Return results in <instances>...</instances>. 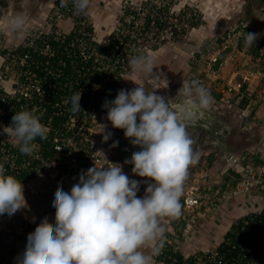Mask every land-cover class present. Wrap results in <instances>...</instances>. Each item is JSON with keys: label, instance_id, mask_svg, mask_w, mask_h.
<instances>
[{"label": "built area", "instance_id": "1", "mask_svg": "<svg viewBox=\"0 0 264 264\" xmlns=\"http://www.w3.org/2000/svg\"><path fill=\"white\" fill-rule=\"evenodd\" d=\"M159 3L123 2L119 21L99 36V27L88 11L78 13L71 0L67 7H60V0H54L43 24L28 27L20 41L4 43L0 33V164L6 175L16 177L24 187L40 176L50 177L57 184L64 180L72 187L80 173L94 163L97 167L108 166L107 161L113 163L107 155L105 161L95 149L99 146L97 124L105 116L106 90L114 85L116 91L130 58L145 50L139 37L144 42L172 40L182 26L184 13L167 2ZM94 85L99 89L94 90ZM75 91L82 93V111L74 115L70 97ZM115 93L109 101L114 100ZM23 110L38 116L49 129L46 140L36 139L32 156L22 155L17 139L3 133L16 112ZM262 132L245 153L224 158L226 171L233 172L230 179L234 184L232 192L228 189L223 197L228 193L249 197L258 206L237 215L219 241L204 250L185 251L189 238L184 229L180 233L169 231L161 254L153 258L154 264H264V128ZM123 172L130 180L141 182L140 177ZM206 181L184 184L182 209L192 211L210 203L205 192H212L215 184L209 182L210 187ZM10 217L0 216V223ZM179 219L190 223L195 218L189 215ZM253 224L257 227L250 229ZM0 264L16 263L0 255Z\"/></svg>", "mask_w": 264, "mask_h": 264}, {"label": "clouds", "instance_id": "2", "mask_svg": "<svg viewBox=\"0 0 264 264\" xmlns=\"http://www.w3.org/2000/svg\"><path fill=\"white\" fill-rule=\"evenodd\" d=\"M71 2L78 13H86L90 8V0ZM67 6L68 0H60V7ZM254 12L251 8L247 16ZM187 14L188 24L196 27L197 20L193 22L190 13ZM28 24L29 18L24 13H16L8 21L9 30L18 39H23ZM182 28L185 26L167 41L181 36ZM258 35L244 33L245 47L251 49ZM215 61L214 58L211 62ZM128 66L132 74L146 75L149 87L134 82L135 88L119 90L114 100L104 102L103 108L112 127L123 130L133 147L140 149L124 163L133 165V175L148 178L152 183L147 184L144 196L139 197L140 182L130 180L121 164L109 163L104 153L99 152L108 166L97 167L94 163L80 173L70 192L62 187L56 189L52 203L55 223H49L45 217L28 234L22 256L16 260L7 254L16 264H154L153 258L161 254L166 241L162 220L182 215L180 198L188 170L199 159L187 132L188 122L197 118L198 110L209 108L213 97L198 81H183L177 92L180 103L174 104L169 97L157 94L159 89L167 88L168 81L154 67L151 56L138 52L130 58ZM93 87L98 90L100 86ZM81 96V92L75 91L70 97V111L74 115L82 111ZM92 118L95 120V116ZM97 126L102 129L100 134L106 143L112 134L105 132L106 125ZM48 132L40 118L29 110L16 112L11 124L3 128L4 134L17 139L20 153L27 156L34 154L36 139L46 140ZM116 146L118 141L112 145ZM5 172L0 164V216H12L26 205L24 185Z\"/></svg>", "mask_w": 264, "mask_h": 264}, {"label": "rangeland", "instance_id": "3", "mask_svg": "<svg viewBox=\"0 0 264 264\" xmlns=\"http://www.w3.org/2000/svg\"><path fill=\"white\" fill-rule=\"evenodd\" d=\"M10 1L12 6L19 3L18 0H16V3L15 0H9V2ZM37 1L40 2L41 0ZM95 1L96 0H92L90 4ZM122 1L123 0H117L119 11L118 17L115 18L113 26L121 18L120 13L123 6ZM131 1L133 3H141L144 0ZM156 1L159 5V1L164 3L167 2L169 7L174 6L175 10H178L180 14L184 13L182 17V25H184L185 28H182L183 30L181 31V36L177 37L174 41L164 40V42L159 43L158 47L154 46L155 42L153 39H148L144 42V39L142 40L139 37L138 39L140 43H143V47L145 49L144 51H141L153 58L154 67L159 68V70L168 74L172 73V76L167 78L168 81L171 79V81L168 82L167 87H177L180 89L183 81L195 80L210 90L211 96L213 97V103L209 108L203 110H208V112L212 114V118L215 119L212 120L215 124L220 121L230 131L229 145L233 151H239L247 147L249 144L248 137L253 140L252 142H256L257 136L250 129V121H253L254 115L249 113L250 111H261L257 104H254L257 97L253 95H263L261 93H263L262 89L264 87V46H259L257 43L261 38V35H264V21L261 20L260 16L255 14L256 12H254V14L251 13L250 16L245 15V10L242 7V0ZM28 2H36V0H28ZM202 2L205 3V5H201L200 7L199 4ZM195 3L199 5L200 8H196ZM4 11L5 10L0 11V13L3 12V14H0V17L4 16ZM87 11L89 12V9ZM192 11L195 14H192ZM187 13H190L192 17L191 20L193 22L197 20L196 27L192 28V26L188 24L189 22H187V19L189 18L185 16ZM111 27L112 25L107 27V29L110 30ZM248 27L251 29L254 27L257 29V27H260V31L262 30L261 32L253 30L254 33H258L259 35L257 41L251 49L245 47L244 41V33H252V30ZM242 48L248 50L250 55L244 53V55L246 54L244 57H239L240 55L238 56V53ZM221 53L223 54L220 62H211L214 58L216 59L220 56ZM237 71H240V73L237 74ZM133 78L136 80L134 81ZM119 82L115 91V98L118 91L121 89L131 90L137 85L149 87L146 75L141 74L137 76L132 74L129 66H127L124 70L123 77ZM122 82H124V85L120 86ZM134 82L137 85H135ZM239 85L240 88L238 87ZM161 90L162 89H159L157 94L160 95L163 92ZM245 97L248 100V97H250L253 103H248L247 100H245ZM260 101L263 102L262 110H264V100ZM106 116L107 112L105 110V116L101 124L106 125L105 132L111 133L112 135L106 143L103 142V135L100 134L102 129L100 128L97 135V138L100 140L98 143L100 147L102 145L105 146V144L107 145L109 141H116L118 139V135L123 134L120 129L112 127L111 123L106 119ZM259 130H261V128ZM197 147L199 149H194V147H192L193 152L199 154L198 160L201 164H203V161H206V157H203L204 155H202L201 152H203L205 147L203 143L199 144ZM114 155L115 157L112 158V162L115 163L116 161H120L118 159L119 156L115 153V151ZM216 158L217 157L213 156L211 158L208 157L207 161L211 162L212 160V163L208 164L213 166L215 161L217 163L221 162V159ZM125 169L127 170L128 168L125 167ZM214 169L215 171L209 172V175L206 174V176H217L218 178L214 179L215 182L213 180L211 181V183L217 184L220 182H218V180L220 178L219 169L221 168L217 167ZM77 180L78 178L76 181ZM187 180H189L188 177ZM198 180L199 178L197 179L196 177V183H198ZM209 182L206 181V184H209L210 187H212V184ZM35 183L36 182L29 184L28 189L33 190H27L26 192V201L33 198L31 199V202L27 204L28 211L26 209H23L24 211L21 209L19 211L20 215L17 211L5 221L7 227H11V225L16 223L14 217L17 216L20 221V226L24 225L27 228L34 227L33 230H31V232H34L36 225H32V223L35 224V222H38L37 217L40 213L37 214L36 211H34L30 214L29 208L31 207L30 209H35L36 207L32 203L38 199L36 201L38 207L41 204L46 207L47 205L52 207L54 193L57 188L49 190L47 188L46 180H42V182H37L36 184ZM67 183L64 180H60L57 187H62L65 192H69L71 188L68 187ZM228 188L229 191L232 192L231 189L233 186L228 184ZM205 193H209L210 198H208V200L210 203L206 206H203V203L199 205V208H197V211L202 214L200 221L194 223L195 219H192L190 223L188 221L184 222V232L190 241V243H186L184 248L185 251L189 249L191 252H196L213 246L212 242L209 244H207V242L208 240H214V236L216 237L215 231L216 229H219L221 224L226 226L229 222L234 220L237 215L243 214L245 211L258 206V204H256L254 200L249 197H234L230 196V193H228L224 199H221V197L219 199H215L216 193H214V191ZM35 195L38 196L36 199L34 198ZM223 207H227V209H229V213L227 214V218L225 220L219 222L221 220H219V218H221V216H219L221 211L226 212L223 210ZM205 208H208L210 213L203 212ZM51 209L54 210L53 207ZM195 210L196 209L194 208L192 211L182 209L184 214H189ZM28 218H30V221H28ZM192 223L194 224L192 225ZM21 229L24 230L23 227H21ZM206 231L212 232L211 236H206L208 240H203L205 243H196V233L199 236L201 235L200 233H204ZM5 252L6 254H9L8 252L13 253L14 251L13 249L8 248ZM3 256H5V254H3Z\"/></svg>", "mask_w": 264, "mask_h": 264}, {"label": "crops", "instance_id": "4", "mask_svg": "<svg viewBox=\"0 0 264 264\" xmlns=\"http://www.w3.org/2000/svg\"><path fill=\"white\" fill-rule=\"evenodd\" d=\"M18 1H19V3H17V5H13L12 6L11 5V1L9 2V0H0V11L5 10L4 11V16L0 17V33H2L1 38H3L4 43H7V44H9V43H15L17 41H20V39H18L15 36V34H13L9 30L8 21H9V19L12 16H14L16 13H24L29 18L28 27H32V28L35 27L36 28V27H39V26H41L43 24L44 19L46 18V15L49 12L50 7L54 3V0H41L40 2H38L36 0V2H31V3H29L28 0H23V1L18 0ZM15 3H16V0H15ZM195 5H196V7H199V5L201 7V5L204 6L205 3L202 2L199 5H197L195 3ZM118 11H119V6H118V3H117V0H96L94 3H91L90 4V8H89V12L88 13L90 15V19L97 25V27H99V29H98L99 36H102L103 34L109 32L113 28V23H114L115 18H117V16H118ZM0 14H3V12H1ZM110 25H112V27L110 28V30H108L107 27H109ZM260 27H263V26H260ZM260 27H257V29H255L256 27L252 28L251 29L252 30V33H254V31H257V30L259 32H261L262 30L260 31V29H261ZM261 38H262V35H261ZM244 53H247L248 55H250V53H248V50H245V49L242 48L241 51L238 53V56L240 55L239 57H244L246 55V54L244 55ZM159 71L162 72V73H164V75L166 76V78H168L169 76L170 77L172 76V73L168 74V73L163 72L161 70H159ZM153 72L154 73L157 72V69L154 68L153 69ZM236 73L238 74V73H240V71H237ZM133 80L135 81L136 79L133 78ZM170 81H171V79H170ZM170 81H168V82H170ZM124 82H122L120 86L124 85ZM117 85H118V83L116 84V88H117ZM242 86H243V83H242ZM161 87L162 88H165L166 85H161ZM178 90L179 89L177 87H167V89H162L161 90L163 92L160 95L167 96L170 99H172V100L175 101V97L178 96L177 95ZM262 92L263 93H261V94H263V95L257 94V96H256V95L251 94V95L257 97L256 98L257 100L254 101V104L256 103L257 106L259 107V109H261V111H257L256 110L254 112L250 111V113H249V114L254 115V118L256 116L255 119L253 118V121H250V125L252 126V128H250V129H251V131H253L256 134V136L262 135V133H263L262 131H263V128H264V110H262L263 109L262 108L263 107V102L260 101V100H264V87L262 89ZM216 97H217V95H216ZM248 98H249V100L245 97V100H247L248 103H250V102L253 103L252 99L250 97H248ZM206 112H207V110H206ZM249 120H250V117H249ZM218 123H220V121ZM260 128L262 130H259ZM252 136H254V135H252ZM248 138H249V140H248L249 141V144L244 149H241L239 151H237V150L236 151H233V149L231 148L232 151L230 150L229 152H226L221 157L220 156H217L216 159H218V158L221 159V162L222 163L221 162L217 163L215 161V164L213 166L212 165H209L208 163H212V160H211V162L210 161H207V158L208 157H206L205 155H207V154H205L203 157H206V161H203V164H201L199 162V160H198V162L195 165L190 166V168L188 170L189 171V174H188L189 180L186 179L185 184H188L189 181H190V179H191V181H193V180L196 181V177H197V179L199 178V180L197 181L199 183L206 181L205 180L206 179V174L209 175V172L215 171L214 168H217L218 167V168H221V169H219L220 178L218 180V182L219 181L220 182L217 183V184H222L223 182L226 183L225 184L226 185V188H225V185L223 186V189H224V191H222V196H223V192L226 193L228 191V189H229V188H227L228 184L230 186H232L231 183H233V182H231V179H230V176L233 175V173L231 174L229 170L226 171L227 169H226V167L224 165V158L230 152L233 155H235V156H239L242 153H245V151H247L248 149H250V147H252L251 146L252 145V139L250 137H248ZM99 141L100 140H98L97 143H99ZM117 141H118V139L116 140V142ZM95 149L97 151H99V152H103L104 155H107L111 161L113 160L109 156V153H107L106 146H103V145L101 147L100 146H96ZM113 152H114V150H113ZM120 158H122V157H120ZM124 161H125V159H124ZM120 162H122V161H116L115 163L121 164L123 170H125V171L130 172L131 174H133L132 173V167H129V166H132L131 164H125V163H120ZM198 165H200V166H198ZM124 166L127 167L128 169L126 170ZM217 178H218L217 176L215 177V176L212 175V177H209L208 176L207 180H209L210 182L213 180L215 182L214 179H217ZM42 180H46V182H47V188L49 190H52L54 188H58L57 186L59 184L53 182V180L50 177H46V176L36 177V178L30 180L27 183L26 187H24V196H25V198H26V194H27L26 192H27V190L28 191L33 190V189H28V185L31 184V183H33V182H36V183L37 182H42ZM142 180H145V182H143ZM148 183H150L148 181V178H141L140 189H139V192L137 194L139 197H143L144 196L145 189H146ZM212 184H215V183H212ZM69 188H71V187H69ZM185 196H186V193H185V191H183L182 197H185ZM37 197H38L37 195L34 196L35 199ZM182 197L180 198V203L183 206V199H182ZM234 197H237V196L234 195ZM31 199H33V198H31ZM37 200L38 199H36V201ZM197 210L198 209H196L195 211H193V212H191L189 214H184L183 211H182V215L179 218H181L183 216V217H185V219H187L189 215H192L195 218L194 223H197V222L200 221V218L202 216V214H200L199 211H197ZM223 210L226 211V212L221 211V213L219 214V216H221V218H219V220L220 219L221 220L219 222H222L223 220H225L227 218V214L229 213V209H227V207H223ZM19 211H18V214L20 215ZM203 212L210 213V210L208 208H205L203 210ZM52 213H55V211L52 210L50 214H52ZM179 218H164L162 220V224H163V226L166 229L165 234H168L169 231L175 232L174 229H173V227H172V223L173 222H176V223L180 222V219ZM14 219H15V222L16 223L14 225H11V227H7V225L5 224V221L7 219L0 223V237H1V239L2 238L5 239V237L6 236L8 237V235H11V238H12V236L14 235V233H16L15 235H17V237H15L14 240L12 241L13 243H10L9 246L13 245L17 241L22 240L23 237H25L24 240L27 242V237H28V234H29V231L28 232H25L23 229H21L20 224L17 223V220H18L17 216H15ZM18 222H20V221L18 220ZM181 222L184 223L183 221H181ZM51 223H53V222L51 221ZM194 223H192V225ZM227 226H228V224L226 226H224L223 224H221L219 226V229L218 230L216 229V231H215L216 232V237L214 236V240L213 241L208 240V238L206 237L207 235H210L211 236L212 235V232L206 231L204 233H200L201 235H199V236L196 233V239H195L196 243H199V242L205 243L204 241L208 240L207 244H209L210 242H212L213 245L216 244L219 241V239L221 238V236H222L225 228H227ZM190 227H192V226H190ZM11 238H10V240H11ZM189 243H190V241H189ZM5 249H7V248H5ZM145 251L146 252H149L150 250L149 249H145ZM0 255H2V254H0ZM8 255H10V253ZM6 256L7 255H5V257Z\"/></svg>", "mask_w": 264, "mask_h": 264}, {"label": "flooded vegetation", "instance_id": "5", "mask_svg": "<svg viewBox=\"0 0 264 264\" xmlns=\"http://www.w3.org/2000/svg\"><path fill=\"white\" fill-rule=\"evenodd\" d=\"M122 2L132 3L131 0H123ZM242 6H243V9L245 10L244 11L245 15H247V11H249L252 8V9H255V11H256L255 14L257 16H259L258 15V12H260L259 10L264 9V0H257L255 3H252L251 0H242ZM180 100H181V98L179 96L175 97V102L180 103ZM207 113H208V110H207ZM210 114L211 113L209 112V115ZM210 116H212V114ZM212 130L218 131V133H220L219 134L220 139L214 138V137H212V135H210V132ZM121 132L123 134L118 135V139H120V137L124 135L123 130H121ZM187 132L189 133L191 139L194 142L192 145V147H194V149H199L197 146L199 144L203 143L205 148H204V150L201 149V150H203V152H201V153H202V155L207 154V155H205L206 157H210V158L212 156L213 157H217V156L221 157V156H223V154H225L226 152H229L231 150V147L229 145L230 131L224 132L218 124H212L211 127H209V128H207V125L201 126V128H187ZM114 142H116V141H114V140L109 141L107 145L105 144L107 153H109V156L111 157V159L115 157L114 152H113V149H115V147H112ZM118 159L120 161H122L120 163H124L123 158L119 157ZM214 164L215 163H213V165ZM129 167H133V165L129 166ZM29 202H31V200L26 201V205L24 208H22V210L26 209L28 211L27 204ZM32 204L36 207H35V209H30L31 207L29 208L30 214H32L34 211H36L37 214L40 213L39 216L37 217L38 222H35V224L32 223V225H36V227H37L45 217H47L49 220V223H51L52 220H50V213L53 210V209H51L52 207L50 205H47V207H46V206H43L42 204L38 207L36 204V201H34ZM28 221H30V218H28ZM17 223L20 224V222H18V220H17ZM20 227H23L24 231L25 232L29 231V233H32L31 230H33V228H34V227H32V228L28 227L27 228L24 225L20 226ZM15 234L16 233H14L12 238H11V235H8V237L6 236L5 239L4 238L1 239V237H0V254L7 255L5 252V250H6L5 248H7V247L9 248L10 243H13L12 241L14 240L15 237H17V235H15ZM10 238H11V240H10Z\"/></svg>", "mask_w": 264, "mask_h": 264}, {"label": "water", "instance_id": "6", "mask_svg": "<svg viewBox=\"0 0 264 264\" xmlns=\"http://www.w3.org/2000/svg\"><path fill=\"white\" fill-rule=\"evenodd\" d=\"M252 2H256L257 0H251ZM258 15L261 17V19H264V9L260 10L258 12ZM174 104H179V102H175L174 100L170 99ZM212 116L209 115L206 111L198 110L197 111V118L191 122H188L187 128H201V126H206L207 128L211 127L212 124H215L212 120ZM216 122V121H215ZM217 124L222 128L224 132H228L227 127L223 123ZM220 133L218 131L212 130L210 132V135L214 138L220 139ZM139 147H133V145L130 143L128 139L125 138V136H121L120 139H118V146L115 147L114 151L123 159H130L133 152L139 151ZM50 219L53 223H55V213L50 214ZM25 237L22 238V240L17 241L13 245L9 246V249H13V253L9 252L10 255L17 260L18 257L22 256L23 252L25 251L27 242L24 240Z\"/></svg>", "mask_w": 264, "mask_h": 264}, {"label": "trees", "instance_id": "7", "mask_svg": "<svg viewBox=\"0 0 264 264\" xmlns=\"http://www.w3.org/2000/svg\"><path fill=\"white\" fill-rule=\"evenodd\" d=\"M263 45H264V37L262 38V44H261L260 46H263ZM222 54H223V53H221V55L218 56V57L216 58V62H217V63L221 61ZM106 92H107V97H108L107 100L109 101V100H111L113 94L115 93V87H114V85H112L109 89H107ZM230 173H231V174L233 173L232 170H230ZM225 184H226L225 182H223L222 184H215V185L210 189V190H212V191H214V192H216V190H217V194H216L215 198H218V199H219V198L221 197V199H224V197L222 198V191H224L223 186H224ZM231 184L233 185L234 183H231ZM225 186H226V185H225ZM218 199H217V200H218ZM172 227H173V229H174V231H175L176 233H180V232L182 231L183 227H184V223H182L181 221L178 222V223L173 222V223H172ZM255 227H257L255 224L250 225V229L255 228Z\"/></svg>", "mask_w": 264, "mask_h": 264}]
</instances>
